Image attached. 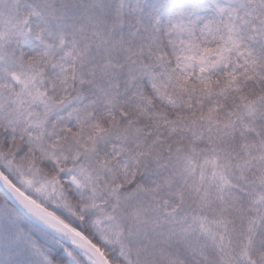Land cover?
Returning a JSON list of instances; mask_svg holds the SVG:
<instances>
[{"label": "snow or ice", "instance_id": "obj_1", "mask_svg": "<svg viewBox=\"0 0 264 264\" xmlns=\"http://www.w3.org/2000/svg\"><path fill=\"white\" fill-rule=\"evenodd\" d=\"M0 264H264V0H0Z\"/></svg>", "mask_w": 264, "mask_h": 264}]
</instances>
